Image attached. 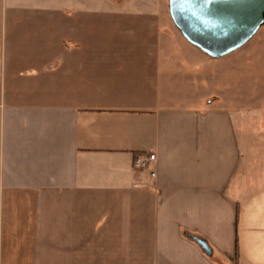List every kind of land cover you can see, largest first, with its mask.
<instances>
[{
	"label": "crops",
	"instance_id": "obj_1",
	"mask_svg": "<svg viewBox=\"0 0 264 264\" xmlns=\"http://www.w3.org/2000/svg\"><path fill=\"white\" fill-rule=\"evenodd\" d=\"M115 1H0V264H264L251 57Z\"/></svg>",
	"mask_w": 264,
	"mask_h": 264
},
{
	"label": "water",
	"instance_id": "obj_2",
	"mask_svg": "<svg viewBox=\"0 0 264 264\" xmlns=\"http://www.w3.org/2000/svg\"><path fill=\"white\" fill-rule=\"evenodd\" d=\"M169 11L182 35L212 58L239 49L264 28V0H169ZM189 236L212 254L206 239Z\"/></svg>",
	"mask_w": 264,
	"mask_h": 264
},
{
	"label": "rangeland",
	"instance_id": "obj_3",
	"mask_svg": "<svg viewBox=\"0 0 264 264\" xmlns=\"http://www.w3.org/2000/svg\"><path fill=\"white\" fill-rule=\"evenodd\" d=\"M73 2L76 3V0H72V3ZM106 2L114 5H121V3H117L115 0H106ZM131 3L136 6H145L151 4H167L169 3V0H131ZM92 4L98 3L94 2ZM232 53H234L235 56H241L245 59V56L247 55L251 57V79L249 82L250 93L251 97L253 95L254 97L257 96L260 88L261 91H264V77H262V75H264V28H260L247 43L230 54Z\"/></svg>",
	"mask_w": 264,
	"mask_h": 264
},
{
	"label": "built area",
	"instance_id": "obj_4",
	"mask_svg": "<svg viewBox=\"0 0 264 264\" xmlns=\"http://www.w3.org/2000/svg\"><path fill=\"white\" fill-rule=\"evenodd\" d=\"M155 160H156V154L151 153V154H149L147 156H139V157H137L135 163H136L137 166H140L141 168H147ZM151 174H152V176L156 175L155 171H152Z\"/></svg>",
	"mask_w": 264,
	"mask_h": 264
},
{
	"label": "trees",
	"instance_id": "obj_5",
	"mask_svg": "<svg viewBox=\"0 0 264 264\" xmlns=\"http://www.w3.org/2000/svg\"><path fill=\"white\" fill-rule=\"evenodd\" d=\"M235 256H236V258H237V256H238V249H237V245H236Z\"/></svg>",
	"mask_w": 264,
	"mask_h": 264
}]
</instances>
